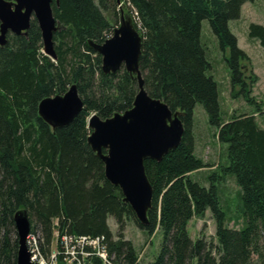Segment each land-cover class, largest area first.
Returning a JSON list of instances; mask_svg holds the SVG:
<instances>
[{
    "label": "trees",
    "instance_id": "1",
    "mask_svg": "<svg viewBox=\"0 0 264 264\" xmlns=\"http://www.w3.org/2000/svg\"><path fill=\"white\" fill-rule=\"evenodd\" d=\"M53 15L63 27L53 35L56 57L42 51L35 19L27 32L7 33L0 47V264H16L18 237L14 214L24 210L30 233L49 249L54 221L60 232L106 238L112 264H139L135 245L124 237L132 220L148 236L161 232L157 254L149 264H264V128L253 113L223 119L217 82L200 40L201 21L208 19L229 70L230 95L251 96L255 75L246 76L247 53L238 47L228 22L240 16L250 0H123L142 43L139 67L144 88L172 110H180L184 130L177 147L160 160L146 158L152 187L148 224L141 225L118 186L105 177L101 159L87 142L91 113L110 117L132 106L136 80L124 67L101 70V55L88 43H102L118 25L115 0H58ZM136 12V14H134ZM248 37L264 48V25L250 23ZM75 84L83 108L68 124L52 128L38 114L42 98L64 94ZM201 103L227 163L210 175L208 186L191 179L209 167L194 153L193 108ZM234 175L241 189L245 225H225V213L214 180ZM210 211L216 244L203 236L192 240L187 223ZM108 217L116 224L115 237ZM93 264H103L93 258Z\"/></svg>",
    "mask_w": 264,
    "mask_h": 264
},
{
    "label": "water",
    "instance_id": "2",
    "mask_svg": "<svg viewBox=\"0 0 264 264\" xmlns=\"http://www.w3.org/2000/svg\"><path fill=\"white\" fill-rule=\"evenodd\" d=\"M58 0H0V47L7 42V33H26L35 19L41 32V51L55 59L54 33L63 25L53 15L52 3ZM119 11L118 25L102 43L89 40V45L101 55V70L113 73L122 66L136 80L137 92L132 106L110 117L100 118L91 113L87 120L90 133L87 142L104 165L106 179L118 186L141 225L148 224L152 205V187L144 168V160H160L178 146L183 124L180 110L172 111L159 98L151 97L144 88L139 67L142 38L123 0H115ZM83 108L75 84L64 94L42 98L38 114L52 128L72 121ZM18 237L16 264H37L30 260L26 237L30 221L24 210L14 214Z\"/></svg>",
    "mask_w": 264,
    "mask_h": 264
},
{
    "label": "rangeland",
    "instance_id": "3",
    "mask_svg": "<svg viewBox=\"0 0 264 264\" xmlns=\"http://www.w3.org/2000/svg\"><path fill=\"white\" fill-rule=\"evenodd\" d=\"M250 23L264 25V0L246 1L237 19L228 22L231 32L237 38V45L243 49L248 60H244L243 70L246 76L255 75L256 81L251 85V96L259 104L256 110L255 104L246 101L242 96L230 95L229 70L225 57L229 56L228 49L222 51L215 34L212 32L209 20L201 21L200 40L206 50L207 59L211 63L208 71L217 82L219 100L223 119L239 113H254L259 124L264 126V48L258 40L248 37V26ZM193 134L195 137L196 156L202 158L209 164L190 174L192 180L199 184L208 186L210 175L221 174V167L227 163L226 144L220 143L215 136V129L208 122L207 113L201 103H196L193 108ZM218 186L220 205L225 213V225L230 228H241L246 219L241 211V189L237 185L234 175L228 174L223 179L214 180ZM108 225L115 237L116 224L112 217H108ZM187 231L192 240L203 236L207 241L216 244L215 223L211 213L206 210L202 218L192 217L187 223ZM124 237L133 242L138 252L139 264H149L157 254L161 243V232L156 230L151 236L141 229L132 220L128 221L124 230Z\"/></svg>",
    "mask_w": 264,
    "mask_h": 264
},
{
    "label": "built area",
    "instance_id": "4",
    "mask_svg": "<svg viewBox=\"0 0 264 264\" xmlns=\"http://www.w3.org/2000/svg\"><path fill=\"white\" fill-rule=\"evenodd\" d=\"M54 226L47 251L43 250L38 234L29 232L27 235L26 243L31 261L37 264H93V258H99L103 264H112L105 236L60 232L57 220L54 221ZM139 257L138 255V260Z\"/></svg>",
    "mask_w": 264,
    "mask_h": 264
},
{
    "label": "crops",
    "instance_id": "5",
    "mask_svg": "<svg viewBox=\"0 0 264 264\" xmlns=\"http://www.w3.org/2000/svg\"><path fill=\"white\" fill-rule=\"evenodd\" d=\"M253 114H254V113H253ZM254 115H255V114H254ZM256 120H257V119H256ZM258 123H259V122H258ZM260 126L264 128V126H262L261 124H260Z\"/></svg>",
    "mask_w": 264,
    "mask_h": 264
},
{
    "label": "flooded vegetation",
    "instance_id": "6",
    "mask_svg": "<svg viewBox=\"0 0 264 264\" xmlns=\"http://www.w3.org/2000/svg\"><path fill=\"white\" fill-rule=\"evenodd\" d=\"M54 3V2H53ZM53 3H52V6H53ZM55 4V3H54ZM53 9V8H52Z\"/></svg>",
    "mask_w": 264,
    "mask_h": 264
}]
</instances>
